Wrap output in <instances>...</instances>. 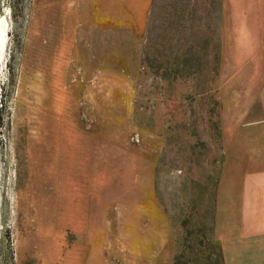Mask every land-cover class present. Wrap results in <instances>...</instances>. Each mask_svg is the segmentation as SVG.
Instances as JSON below:
<instances>
[{"label":"rangeland","instance_id":"rangeland-1","mask_svg":"<svg viewBox=\"0 0 264 264\" xmlns=\"http://www.w3.org/2000/svg\"><path fill=\"white\" fill-rule=\"evenodd\" d=\"M126 3L0 0V264H264V16Z\"/></svg>","mask_w":264,"mask_h":264},{"label":"crops","instance_id":"crops-1","mask_svg":"<svg viewBox=\"0 0 264 264\" xmlns=\"http://www.w3.org/2000/svg\"><path fill=\"white\" fill-rule=\"evenodd\" d=\"M119 1H125L127 3L124 6H122V4H119V6L121 7L116 9L117 14L111 18V28L119 27V29H122V24H124L125 22H131V29H134L135 24L137 34L141 33L145 24L146 16L148 15L149 6H151V2H153V0H118V2ZM229 2L230 0H221L222 8L224 5L225 7L226 5L228 6ZM245 3V13H261V15L264 16V0H245ZM125 14L127 15V18H125ZM104 21H107V19L104 18L103 21L99 24H96L95 27L103 26ZM262 21L264 22V19H262ZM261 29H264V27H262ZM262 185L264 184L262 183Z\"/></svg>","mask_w":264,"mask_h":264},{"label":"trees","instance_id":"trees-1","mask_svg":"<svg viewBox=\"0 0 264 264\" xmlns=\"http://www.w3.org/2000/svg\"><path fill=\"white\" fill-rule=\"evenodd\" d=\"M194 0H179V6L180 7H177L175 10H174V17L176 18V19H178V20H180V19H182L183 18V16H184V14H185V11H186V9H188L189 7H192V2H193ZM208 2H209V4H210V6L212 7V6H216L217 8H216V12L218 13V14H220V11H221V9L220 8H222V3H221V0H207ZM207 12V11H206ZM208 13V12H207ZM187 62V61H186ZM185 62V63H186ZM207 244H209V242H207ZM209 246V245H208ZM216 246V245H215ZM217 247V246H216ZM214 248V246L212 247V249ZM212 256H214V258L217 260V261H220V256H219V253H218V255H212ZM183 258V254H179L175 259H174V261H173V264H182V263H180V260ZM212 257H211V255H206V260L208 261V263L209 262H211V259Z\"/></svg>","mask_w":264,"mask_h":264},{"label":"bare ground","instance_id":"bare-ground-1","mask_svg":"<svg viewBox=\"0 0 264 264\" xmlns=\"http://www.w3.org/2000/svg\"><path fill=\"white\" fill-rule=\"evenodd\" d=\"M8 29L7 18L5 16L0 17V61L3 60L4 55L7 53L6 47V35Z\"/></svg>","mask_w":264,"mask_h":264},{"label":"built area","instance_id":"built-area-1","mask_svg":"<svg viewBox=\"0 0 264 264\" xmlns=\"http://www.w3.org/2000/svg\"><path fill=\"white\" fill-rule=\"evenodd\" d=\"M134 140H135V142H136V143H138L137 137H135V139H134Z\"/></svg>","mask_w":264,"mask_h":264}]
</instances>
